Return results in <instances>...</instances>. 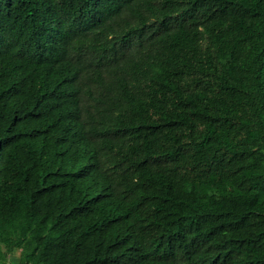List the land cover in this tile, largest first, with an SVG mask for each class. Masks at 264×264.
Segmentation results:
<instances>
[{
  "label": "trees",
  "instance_id": "trees-1",
  "mask_svg": "<svg viewBox=\"0 0 264 264\" xmlns=\"http://www.w3.org/2000/svg\"><path fill=\"white\" fill-rule=\"evenodd\" d=\"M0 264H264V0H0Z\"/></svg>",
  "mask_w": 264,
  "mask_h": 264
},
{
  "label": "rangeland",
  "instance_id": "rangeland-1",
  "mask_svg": "<svg viewBox=\"0 0 264 264\" xmlns=\"http://www.w3.org/2000/svg\"><path fill=\"white\" fill-rule=\"evenodd\" d=\"M10 261L14 263L15 259L14 258H10Z\"/></svg>",
  "mask_w": 264,
  "mask_h": 264
}]
</instances>
